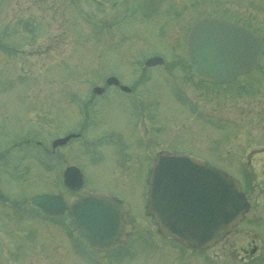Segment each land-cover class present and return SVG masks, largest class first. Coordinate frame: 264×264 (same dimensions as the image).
<instances>
[{
  "label": "rangeland",
  "instance_id": "374dc122",
  "mask_svg": "<svg viewBox=\"0 0 264 264\" xmlns=\"http://www.w3.org/2000/svg\"><path fill=\"white\" fill-rule=\"evenodd\" d=\"M139 2L132 19H121L112 32L92 24L109 19L112 6L102 8L92 0H0V193L13 200L3 202L9 213L0 226V264H228L227 257L221 259L242 244L245 237L225 249L217 247L222 256H216V249L190 252L156 239L155 229L145 235L140 228L127 256L118 259L114 253H91L66 239L55 223L39 218L31 195L62 190L59 172L66 165H80L89 188H117L107 159L111 153L114 161L110 147L104 160L96 157L94 147H86V152L82 142L75 141L60 147L56 160L50 156L52 139L80 130L85 114L97 115L98 123L91 126L96 135L117 129L143 132L146 117L151 119L153 158L168 147L201 154L212 163L220 159L235 174L245 164L252 179L249 198L264 212V151L253 155L255 163L246 161L254 150H264V62L258 72L242 77L247 82L242 93L219 87L212 96L210 85H199L193 76L184 51L185 30L205 15L246 22L264 36V0ZM116 7L122 11L127 6ZM153 54L163 55L165 64L146 67L144 60ZM114 72L135 86L136 96L111 89L95 99L96 105L89 102L93 86ZM258 76L263 86L257 84ZM194 99H201L208 116L217 115L215 123L191 112ZM240 159L241 164H231ZM52 163H57L53 169ZM144 173L142 166L133 188L125 190L136 214H144Z\"/></svg>",
  "mask_w": 264,
  "mask_h": 264
},
{
  "label": "water",
  "instance_id": "95a60500",
  "mask_svg": "<svg viewBox=\"0 0 264 264\" xmlns=\"http://www.w3.org/2000/svg\"><path fill=\"white\" fill-rule=\"evenodd\" d=\"M186 47L198 77L228 81L257 64L264 43L245 25L219 16H205L189 29ZM162 61L154 56L146 64ZM108 82L119 80L110 77ZM96 90L100 91L99 87ZM72 135L56 139L53 145L65 143ZM64 182L79 189L83 173L77 166H68ZM149 192L148 210L159 230L193 248L207 247L223 237L249 207L235 177L184 152L157 153ZM32 202L48 216L68 210L70 219L77 224V232L91 248L110 250L127 231L121 219L125 216L124 200L105 190L87 191L71 199V204L60 193L36 194Z\"/></svg>",
  "mask_w": 264,
  "mask_h": 264
},
{
  "label": "flooded vegetation",
  "instance_id": "af4514ba",
  "mask_svg": "<svg viewBox=\"0 0 264 264\" xmlns=\"http://www.w3.org/2000/svg\"><path fill=\"white\" fill-rule=\"evenodd\" d=\"M95 1L102 8L112 6V13L109 16L110 18L107 19V17H105L104 19H99V29L105 30L106 28H111L110 31L116 32L118 30L117 27L120 26V24L118 23V16H119L120 11H119V8H117L116 6L118 4H120V5L125 4V6L129 7L132 2L137 1V0H111L109 2H105V1H101V0H95ZM239 78H237L231 82L223 83L221 85H218L217 83L210 84L211 89L208 92H211L212 96L217 95L218 94L217 91L219 90V87H221V88H227V90L225 92H230V91L235 90V92H237V93H242L244 90V86L246 85L247 82H244L243 79H239ZM258 78H259V76H258ZM120 79H121V77H120ZM237 81H239V82H237ZM261 81H262V79L259 78L257 84H261L263 86ZM103 83H104V85H103L104 89L102 90V93L100 95H93L92 97H90L89 102L91 101V103L96 105L95 99L99 96L100 97L106 96L108 94V91L111 89H117L123 93L136 96V94L134 93V92H136L135 86L134 87L129 86L130 88L128 90L127 89L125 90L121 87L122 82L120 84H105V82H103ZM138 84H137V86H138ZM198 84L201 85L200 82H198ZM136 89H137V87H136ZM138 98H141V97L138 96ZM86 104L88 105V102ZM152 108L150 111L151 116H153V114H154V112L152 111ZM194 109H195V112L197 113V116L199 118L202 117L203 111L206 112V110H204L202 108L201 99H196V100L194 99ZM212 114H213V112L209 113V115H210L209 116V122L215 123V121H216L215 117L217 115H215V113H214L213 114L214 116H211ZM88 118H89L91 126L93 123H94L93 125L98 123L97 115L89 114ZM147 119L148 118L146 117V121L144 122V123H146V128L143 130V132H141L140 130L133 129L134 130L133 132H131L130 134H127L126 132H123V131H120L117 129L111 133L110 139H112V141L108 142V143L102 141L101 142L102 144L100 146V154H99L100 156L99 157H101L102 160H104V156L106 157L105 151L108 152L109 147L111 148V150H114V152L112 151L114 153L113 154L114 161L110 158L111 153H108L109 157L107 159L109 161H112V168L115 171L114 177H115L116 187L121 189V190H118L117 188L113 189V188L108 187V186H102L101 188H108L111 191L115 192L116 194H118L119 196H122L123 198H125L127 200L128 204H129L127 222L133 223V226H134V231H133L132 236L129 235V232H126L124 244H122V245L118 246L117 248H115L114 250H111L108 252L103 251V250L98 251V252L103 253V254L114 253L118 259H122V258L127 256L125 251L132 244V242L137 239V233H138V230L140 228H145L144 229V230H146L145 235H149L150 231L153 234L154 233L153 229H155V238L156 239L165 238L160 233H158V231H157L158 226L154 222L153 216L151 214H149L147 211L149 170H150L152 163H153V157L150 154L152 153L151 152L152 148H153L154 144L156 143V141L154 140L155 139L154 133H152L153 132L152 126H151L152 123H150L151 119L150 120L148 119L149 121H147ZM78 133H79L78 137H74V138L80 139L78 142H80V143L82 142L81 144H83L84 147H85V145L87 146V144L91 138H94V140L98 139V137L95 134L91 133V130L89 128H87V130H82L81 132H78ZM62 135H64V134H61L60 136H62ZM74 138H71L67 142V144H65V145L53 147L52 151L50 153L52 158L53 159L57 158L58 151H59L60 147L68 146L72 142V140H74ZM216 140H218V138H216ZM246 140H249V138H247ZM38 144H40V142H38ZM249 144H250V147H252L251 149L254 150L255 147H254L253 143L250 142ZM103 145H108V147H104ZM261 151H264V150H258V149L254 150L252 152V154L248 155V159L246 161L249 162V164L255 163L253 155L259 154V152H261ZM108 160H107V162L109 163ZM243 160L244 159L237 160L236 162L231 161V164L234 163V165L236 166L237 163L241 164V161H243ZM209 162L212 163L211 160H209ZM220 162H221V160L219 159L217 161V163H212V164L225 167ZM52 164L55 165V167L57 165V163H52ZM72 164H74V163H72ZM142 166H144V168H145V173H144V178H143V183H142L143 187H144V192H143L144 214H141V213L136 214L132 202L130 201V199H128V197L125 194L126 193L125 190H127V188L129 190H130V188H133V185H132L133 179L136 176V174H138L140 172ZM242 167H244V168L241 170V173H237L236 175L239 176V178L241 179V181L243 183V188L246 191L248 199L251 202V207H250L249 211L245 214L242 221L238 225H236L228 235H226L221 241L215 243L211 248L205 249L204 251L205 252H207L209 250L213 251L219 246L225 249V247L228 243L235 242V241L245 237L242 244H240L238 246L237 251H236L235 247L232 248L231 251L229 252V254H227V256L225 255L221 259V261L225 262L226 257H227L228 264H263L264 263V216H263L264 212L262 211L263 210L262 208H260V209L256 208L254 206V200L249 198V188L252 187V184H251L252 179H251V176L249 173L250 170H248L247 167H245V164H243ZM56 171H58V170L56 169ZM116 171L118 172L117 174H116ZM233 173H235V172H233ZM84 174H85V181H86V178H87L86 173L84 172ZM59 176H60V178H62V171L59 172ZM85 188H89V187H83L80 190H68L66 195H67L68 199H70L72 197H75L77 195L82 194ZM5 197L6 196L3 195V193H0V198H1L0 203L2 205L0 207V209H2V213H1L2 217L0 218V226L3 225V222H2L3 217L7 218V215L9 213V212H4L6 210V208H8V206H4V203H3L5 201ZM9 201H10V199L8 198V200H6L5 203L9 202ZM18 214H21V213H18ZM15 220L17 221V218H15ZM53 220H55L53 223H55L56 226H58L61 229V231L64 232V237L66 239H68V240L71 239L72 242L80 243L85 248L90 250L87 246V243L83 239H81L79 237H77V238L74 237L73 231L68 226L69 224L67 225L68 216L66 213L63 215H60L58 218H55ZM251 222H253V223H251ZM17 227H20V225L18 224ZM71 227H72V225H71ZM240 228H241V230H240ZM250 232L254 233V235L251 236ZM155 238L152 236V239H155ZM1 241H3V240H1ZM13 247H14V245H13ZM91 252H93V251H91ZM215 254H216V256L217 255H220V256L224 255L222 253L217 252V249H216Z\"/></svg>",
  "mask_w": 264,
  "mask_h": 264
}]
</instances>
